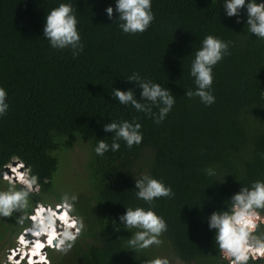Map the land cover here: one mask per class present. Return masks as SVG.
<instances>
[{
	"label": "trees",
	"instance_id": "obj_1",
	"mask_svg": "<svg viewBox=\"0 0 264 264\" xmlns=\"http://www.w3.org/2000/svg\"><path fill=\"white\" fill-rule=\"evenodd\" d=\"M57 2L0 0V86L10 104L0 117V174L18 160L38 176L29 214L36 204L59 203L56 175L63 155L73 144L85 145L77 162L74 209L85 229L67 254L48 250L50 264H146L170 251L186 264H218L207 216L223 207L240 183L264 179L259 157L264 152V41L245 33L243 13L240 23L225 17L223 0H153L155 19L137 35L117 28L113 0H72L84 45L73 58L67 50H51L42 35L47 10ZM109 5L111 20L104 11ZM206 34L232 41L230 55L214 67L216 100L208 107L184 96L193 87L191 56H186ZM132 72L162 83L176 97L159 126L111 97L112 88H133L139 98L140 89L125 77ZM110 117H136L142 143L128 149L121 141L117 152L96 157L91 151L96 139L110 142L112 133L102 128ZM208 165L219 166V182L211 184L204 175ZM141 171L163 179L175 196L156 205L168 225L164 243L134 253L125 246L131 234L122 227L115 231L113 221L118 223L124 205L142 206L129 191ZM22 229L13 217L0 218V250L6 243L12 248Z\"/></svg>",
	"mask_w": 264,
	"mask_h": 264
},
{
	"label": "clouds",
	"instance_id": "obj_2",
	"mask_svg": "<svg viewBox=\"0 0 264 264\" xmlns=\"http://www.w3.org/2000/svg\"><path fill=\"white\" fill-rule=\"evenodd\" d=\"M113 3L117 14L114 23L122 34H142L155 19L153 0H113ZM222 6L224 16L236 17V23L241 22L243 13L246 17L245 33L254 34L256 40L264 41V0H223ZM104 11L111 20L113 6L109 5ZM78 25L77 11L72 0H58L56 6L47 10L42 35L51 50H67L76 58L84 49ZM231 45L232 41L223 40L217 35L203 36L199 47L186 56H191L188 76L193 87L185 90V97L189 100L198 98L199 103L205 107L215 103L213 70L224 57L230 55ZM125 77L127 82L140 89L139 98L133 88H112L110 95L113 100L123 108L142 113L145 118L151 119L154 125L159 126L173 109L176 97L162 83L142 77L138 72H132ZM9 109L8 91L0 86V117H4ZM141 127L136 117L132 120L111 118L110 122L102 126L105 133H112L110 142L104 138L96 139L92 153L96 157H104L108 152L115 153L120 149L121 141L128 149L139 146L143 140ZM259 157L264 159V152L259 153ZM10 167L13 170H10ZM6 168L8 171L4 169V172H12V178H15L16 182L9 179L7 184L0 185V218L13 217L18 226H23L28 221V227L20 233V243L29 242L24 239L25 233L37 239H31L28 246L27 264H47L46 257L42 256L44 249L54 248L61 254H67L85 229L82 219L74 214L78 194L63 191L59 196V203L56 204L57 209L40 207L36 212L35 209L29 214L33 193L39 189L38 176L31 173L30 168L25 169L20 162L15 166L9 164ZM16 169L17 172L14 173ZM22 169H25L24 173L19 172ZM202 171L206 177L211 178V184L213 181L219 182V166L208 165ZM133 179L134 189L129 191L135 201L142 202V206L124 205V213L118 216V223L113 221V224L115 231L119 232L122 227L131 234L126 238L125 246L137 253L153 247L159 248L164 243L162 236L168 231V225L165 218L156 212V205L161 198L173 199L175 193L163 179L154 177L150 172L141 171ZM240 184L239 190L223 201V207L213 210L207 216V227L214 230V243L220 258L218 264L224 261L227 264H249L250 261L256 262L258 259L260 264H264V179ZM15 213L20 215L15 216ZM57 220L61 223L57 224ZM32 243L35 245L34 251L40 249L39 260L32 261L29 258ZM20 251L23 252V248ZM146 264H186V261L170 251L166 255L147 260Z\"/></svg>",
	"mask_w": 264,
	"mask_h": 264
},
{
	"label": "rangeland",
	"instance_id": "obj_3",
	"mask_svg": "<svg viewBox=\"0 0 264 264\" xmlns=\"http://www.w3.org/2000/svg\"><path fill=\"white\" fill-rule=\"evenodd\" d=\"M84 148H85V145L83 143H81V142L78 143V144H73V146L71 148V151L67 152L66 155H63V160H62V163L60 164L59 172L56 175V185H59V187L57 188L59 191H61V192H63V191H71V189H72L73 192H75V190H76V188H75V176H76V173L79 170V165L77 164V162L80 161L79 158H81ZM18 166H16V167H18ZM19 168H21V166H19ZM10 170H13V168L10 167ZM24 171H25V169H22L19 172L20 173H24ZM0 179L3 182V184L0 183V185L7 184L9 179L12 180L13 182H16V179L12 178V174L11 173L7 174L6 172H2L0 174ZM22 186L23 185H19V187H22ZM38 190L33 193V196L38 194ZM56 204H58V203H56L54 201L49 202V204L39 203V204L34 205L33 210L36 209L35 210V212H36L40 207H45V208L52 207L55 210V209H57L56 208ZM69 215H71V214L69 213ZM20 227H21V229L23 228L22 226H20ZM20 233H21V230H20L19 234ZM19 234L11 242V244L13 245L12 248L18 247V243H16V239L18 238ZM27 238H33V237H30L28 235H24V239L27 240ZM27 241H29L27 244H22L23 248H26V246L28 247V244H30V242H31V240H29V239ZM34 247H35V245L33 244L32 251L29 253L30 256H31V260L32 261H34L36 259V255H39V250H40L39 249L38 251H34L33 250ZM8 248H9V246L6 243V246L3 247V249L0 250V264H3V260L6 257L7 251L9 249H12V248H9V249ZM51 250L53 251L51 253H53L56 256H60V253H57V251L54 248H50L49 249V251H51ZM43 251L44 252H42V256L46 257L45 261H47V264H50L49 257H48L50 252H47L48 250H46V249H44ZM16 254H18V256L21 255L20 249L18 250V252H16ZM14 255H15V253H14ZM18 256H16V257H18ZM26 263L27 262H21V264H26Z\"/></svg>",
	"mask_w": 264,
	"mask_h": 264
},
{
	"label": "bare ground",
	"instance_id": "obj_4",
	"mask_svg": "<svg viewBox=\"0 0 264 264\" xmlns=\"http://www.w3.org/2000/svg\"><path fill=\"white\" fill-rule=\"evenodd\" d=\"M17 172V169L14 171V173H16ZM12 173V172H11ZM15 179V178H14ZM59 212H57V215H59L58 214ZM27 223H28V221H27ZM61 222L59 221V220H57V224H60ZM28 226H26L25 228H27ZM24 229V228H23ZM23 229L21 230V232L23 231ZM25 235H28V236H30L31 237V235H29V233H25ZM19 236H20V234H19ZM19 236H18V238L16 239V243H18V247H16V248H12V249H9L8 251H7V253H6V257H5V259L3 260V264H21V262H27V258H28V254H27V250H28V247L26 246V248H23L22 247V244L20 243V240H19ZM31 240V239H37V238H35V237H33V238H27V240ZM47 242V241H46ZM39 243V242H38ZM48 244V243H47ZM49 245V244H48ZM28 246H29V244H28ZM21 248H23V252H21V255L20 256H18V254H16V252H18V250L19 249H21ZM33 248V247H32ZM13 253H15V255H13ZM11 256V259H9V257ZM16 256H18V257H16ZM21 257H23V258H21ZM29 258H31V256L29 255ZM36 259H38L39 260V257H38V255H37V257H36ZM35 259V260H36ZM34 260V261H35ZM37 260V261H38ZM27 264V263H26Z\"/></svg>",
	"mask_w": 264,
	"mask_h": 264
},
{
	"label": "water",
	"instance_id": "obj_5",
	"mask_svg": "<svg viewBox=\"0 0 264 264\" xmlns=\"http://www.w3.org/2000/svg\"><path fill=\"white\" fill-rule=\"evenodd\" d=\"M17 163H18L17 161H15V162H14V161H11V162H10V164H11L12 166H15ZM5 171L7 172L8 169L5 168ZM53 243H55V241H54Z\"/></svg>",
	"mask_w": 264,
	"mask_h": 264
}]
</instances>
